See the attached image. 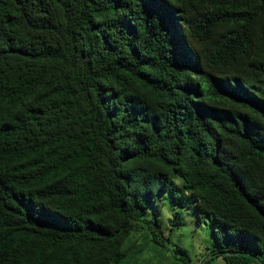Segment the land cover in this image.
Returning a JSON list of instances; mask_svg holds the SVG:
<instances>
[{"label": "trees", "instance_id": "obj_1", "mask_svg": "<svg viewBox=\"0 0 264 264\" xmlns=\"http://www.w3.org/2000/svg\"><path fill=\"white\" fill-rule=\"evenodd\" d=\"M165 189L264 264V0H0V264H145Z\"/></svg>", "mask_w": 264, "mask_h": 264}, {"label": "rangeland", "instance_id": "obj_2", "mask_svg": "<svg viewBox=\"0 0 264 264\" xmlns=\"http://www.w3.org/2000/svg\"><path fill=\"white\" fill-rule=\"evenodd\" d=\"M176 213L180 225L173 229L168 241L170 221ZM145 217L159 219V233L166 240L164 248H156L152 243L148 245L143 230L131 234L124 247L138 239L136 246L145 247L142 255L145 264H180V258L189 264H203L207 260L210 264H225L222 254H211L218 247L213 236L212 217L201 213L188 193L165 189L149 205Z\"/></svg>", "mask_w": 264, "mask_h": 264}]
</instances>
